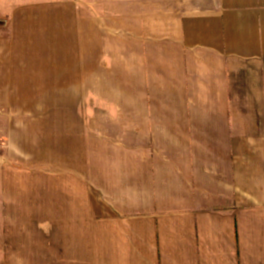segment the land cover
I'll return each instance as SVG.
<instances>
[{
    "label": "crops",
    "instance_id": "1",
    "mask_svg": "<svg viewBox=\"0 0 264 264\" xmlns=\"http://www.w3.org/2000/svg\"><path fill=\"white\" fill-rule=\"evenodd\" d=\"M25 215L49 264H264V0L0 2V264Z\"/></svg>",
    "mask_w": 264,
    "mask_h": 264
},
{
    "label": "rangeland",
    "instance_id": "2",
    "mask_svg": "<svg viewBox=\"0 0 264 264\" xmlns=\"http://www.w3.org/2000/svg\"><path fill=\"white\" fill-rule=\"evenodd\" d=\"M4 1L9 3L15 0H0V2ZM135 82L138 85L135 88H137L140 93V104L141 106H145V80L140 79V81ZM237 82L240 83L241 79H238ZM126 83L127 82H102L100 84L91 83L90 86H92L93 91L96 93V96L93 94L94 98L91 100V105L99 107L102 104L105 107L110 108L114 106L117 101L122 99L127 101L126 98L119 95V89H125L127 86ZM80 103L84 105L83 100H78V105ZM144 117L145 116H143V118ZM107 120H110V117H108ZM43 218V216L38 215H25L14 219L13 232H8L7 229L5 236L7 240L3 245L7 251L8 262L6 264H49L47 261L46 239L44 232L39 230L41 225L44 226ZM34 219L37 224L34 223Z\"/></svg>",
    "mask_w": 264,
    "mask_h": 264
}]
</instances>
